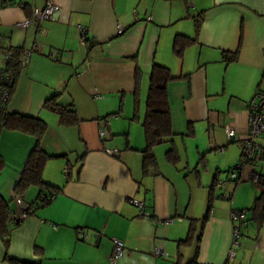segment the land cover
Listing matches in <instances>:
<instances>
[{
    "label": "crops",
    "instance_id": "0c3cea01",
    "mask_svg": "<svg viewBox=\"0 0 264 264\" xmlns=\"http://www.w3.org/2000/svg\"><path fill=\"white\" fill-rule=\"evenodd\" d=\"M15 1L0 8V43L31 52L7 110L38 116L47 123L43 149L64 156L47 161L43 178L63 188L11 230L7 251L0 239V264H8L6 256L35 264L224 262L231 237L230 210L248 209L257 186L247 179L239 183L225 180L215 186L202 230L200 221L207 212L210 185L238 163L248 102L256 91H264V0ZM48 1L58 6L52 18L26 28L15 26ZM200 16L195 34L194 18ZM78 25L92 39L89 47L80 43ZM118 26L123 32L118 33ZM176 34L196 37L181 58L173 53ZM237 48V59L225 63L222 52ZM153 63L169 67L173 75L188 76L167 85L173 135L154 148L156 167L145 174L142 106ZM137 68L141 75L134 115ZM54 94L61 104L72 103L77 124L62 125L57 114L43 107ZM106 118L109 136L100 138L98 129ZM132 120L139 128H133ZM226 125L235 129V137H227ZM196 134L205 135L206 140L196 143L198 158L191 166L186 161L187 139ZM257 141L264 146V136ZM34 142L33 135L0 130L4 162L0 193L5 197L12 195ZM105 147H117L118 152L109 155ZM170 148L177 153L174 163L166 155ZM182 151H186L184 156ZM210 154L218 157L212 180L203 199H193L190 207L192 199L187 201L176 193V174L192 170L197 186H203L201 173ZM259 169H264V162ZM251 171L246 166L242 176ZM37 194L36 187L29 188L21 198L23 204L28 205ZM131 199L143 202L148 215L140 213ZM13 206L19 208L16 202ZM249 217L248 211L240 246L230 264H264V220L258 227ZM191 218L198 220L190 242L178 245L189 233ZM80 228L89 233L87 241L77 238ZM113 237L124 242V254L115 262L110 260ZM155 247L167 256H156Z\"/></svg>",
    "mask_w": 264,
    "mask_h": 264
},
{
    "label": "trees",
    "instance_id": "16d2710c",
    "mask_svg": "<svg viewBox=\"0 0 264 264\" xmlns=\"http://www.w3.org/2000/svg\"><path fill=\"white\" fill-rule=\"evenodd\" d=\"M201 21L202 16L194 18L195 34L199 30ZM195 42V36L190 37L185 34H176L173 39V53L178 58H181L184 49L188 45ZM24 50L25 49L22 46H14L11 44L3 45L0 43V57L5 53L9 54L10 58L6 62V66L7 68L14 70L15 73L14 83L10 87V96L12 95L17 77L21 71L19 63ZM238 51V48L233 52L223 51L222 60L225 63L235 61L238 56ZM149 74V84L145 102V114L141 122L145 134V147L141 150L142 169L145 174L149 172L150 167H156L154 148L163 142H167L173 135L167 85L171 80L185 78L188 76V74L179 76L173 75L169 67L158 63L152 64ZM140 75V70L138 68L135 69L136 87L134 93V115H136L137 111L138 93L140 90ZM57 96L58 94H54L53 96L47 98L43 103V107L57 114L59 123L62 125L70 126L77 124L79 122V119L72 103L69 105H63L57 100ZM116 113L119 114V111ZM134 117L136 118V116ZM2 129L18 130L22 133L30 134L35 137L34 145L28 152L23 168L14 184L12 195L10 197H5L0 193V239L2 240L3 245L7 251L10 245L11 230L23 221L18 219L17 213L20 211V209H15L13 206V202H16V198L18 196L23 199L24 194L29 188L36 187L38 189V194L35 200L28 203L26 208V216L33 213L37 208L47 205L55 195L62 191L63 187L51 184L43 178L45 165L49 159L57 158L59 156L63 157L64 155L49 154L43 149L41 145V139L47 130V123L38 116L23 114L16 111H8L6 104L4 111L0 113V130ZM166 155L169 160L173 161V163L176 161L175 158H177V153L174 148L168 149L166 151ZM260 162H264V157H262L261 159H254L253 161L248 163V165L252 168V171L259 174L258 180L254 182V184L257 186L258 193L254 197L253 203L248 209H241L246 211V216L247 212L249 211L250 217L248 218V220L255 222L258 227L261 226V221L264 220V169L256 170ZM3 166L4 162L0 154V170L3 168ZM236 166L237 163L234 166L226 169L224 171L226 172L225 177L228 171H230L231 169H236ZM236 171L238 175L241 174L239 170L236 169ZM65 175H67V169ZM216 181L217 177L215 178L214 183L210 185L207 212L200 221L201 230L204 222L208 218V212L211 208V200L213 199L212 190L215 186H217ZM246 216L241 223V233H243L242 224L247 222ZM197 220L198 219L195 218L190 219L189 233L185 238L178 240V245H188L191 239V233L195 228V223ZM6 257L8 259V264H35L15 258H10L8 256ZM194 262L197 261L192 260L187 264Z\"/></svg>",
    "mask_w": 264,
    "mask_h": 264
},
{
    "label": "built area",
    "instance_id": "2783aa9c",
    "mask_svg": "<svg viewBox=\"0 0 264 264\" xmlns=\"http://www.w3.org/2000/svg\"><path fill=\"white\" fill-rule=\"evenodd\" d=\"M15 0H0V8L4 5H11L15 4ZM21 5V3H18ZM58 6L53 1H48L42 7L34 8L32 11L31 16L26 17L21 21H17L15 26L26 28L30 24L40 23L43 20H47L53 17L55 12L57 11ZM147 19H150L148 16ZM80 30V43L83 46L89 47L92 43V39H89L87 30L82 25H78ZM123 28L118 26V33L123 32ZM30 50L25 49L20 60L19 66L24 68L27 66L29 62V55ZM9 54L5 53L0 57V113L4 111L5 106L10 97V87L14 83L15 73L14 70L7 68L6 62L9 60ZM248 109V119H247V130L245 138L243 139L241 145V156L237 163L236 169L241 172L238 175L236 169H231L226 174L225 179L218 178L216 181V185L221 186L225 183V180H232L236 183L241 182L243 179H247L250 182H256L259 178V174L251 171L248 173L246 177H243V171L245 167L248 165L249 162L253 161L254 159H261L264 157V146L258 143L257 139L264 135V91H256L255 94L251 97L247 105ZM103 120V119H102ZM109 121L108 119L103 120V124L99 126L98 135L100 138H104L106 135V127L108 126ZM226 135L229 139L236 136V131L230 125H226L225 127ZM105 153L109 155H114L118 152V148H104ZM66 174V169L64 171ZM131 203L136 205L139 208L140 213L148 215L146 211V207L144 206L143 202L136 201L134 199L130 200ZM16 203L19 205L20 211L17 213V217L20 220H23L26 217V208L27 205L23 204L21 197L16 198ZM246 216V211L232 208L230 210V220L232 223L231 228V237L229 242V247L227 251L226 262L221 263H201V262H194L190 264H230L234 258L236 257L237 248L240 246V237L241 233V223ZM167 222V221H165ZM76 236L79 240L87 241L89 238V233L84 229L80 228L76 230ZM112 252L110 256V260L112 262L117 261L121 258L124 254V242L122 239L113 237L112 238ZM156 256H167V253L160 247H155L154 249Z\"/></svg>",
    "mask_w": 264,
    "mask_h": 264
},
{
    "label": "rangeland",
    "instance_id": "374dc122",
    "mask_svg": "<svg viewBox=\"0 0 264 264\" xmlns=\"http://www.w3.org/2000/svg\"><path fill=\"white\" fill-rule=\"evenodd\" d=\"M145 107V103L142 106V110H144ZM141 110V111H142ZM133 128H139V123L135 120L131 121ZM106 136H109L107 131H106ZM205 135H198L196 134L194 137L188 138L187 139V158L186 161L188 160L190 165L193 166L196 163V160L198 158V155H196V143H202L203 140H206V137H204ZM122 139L121 137H118ZM111 139H109L108 141L110 142ZM162 145V144H161ZM186 151H182V156L185 155ZM218 157L216 156V154H210L207 160V168L206 170L202 171L201 173V180L203 183V186H197L196 184V179H195V173L194 171H189L187 172V169L184 170V172H182L181 174H176V177H178V179H175L176 183H175V190L176 193L179 195V197H184L185 200H189L190 198L192 199V204L190 207L193 206L194 200L193 199H203V197L206 195L207 193V187L206 185L208 183L211 182L212 180V174L215 170V166L218 164L217 162ZM239 161V160H238ZM167 163V162H164ZM181 163H185L184 161H181ZM235 163L231 164V166H234ZM169 167V166H168ZM172 169V168H171ZM222 170V169H221ZM174 170L172 169V173L174 175ZM225 173V172H223ZM183 174H186V177L183 176ZM225 174L223 175L224 178ZM220 188L217 189L216 191V195L218 197V194L220 193ZM202 210V209H201ZM188 222V221H187ZM186 222V223H187ZM188 248V247H187ZM186 251V250H185ZM184 252V250H183ZM185 256H186V252H185Z\"/></svg>",
    "mask_w": 264,
    "mask_h": 264
},
{
    "label": "bare ground",
    "instance_id": "6f19581e",
    "mask_svg": "<svg viewBox=\"0 0 264 264\" xmlns=\"http://www.w3.org/2000/svg\"><path fill=\"white\" fill-rule=\"evenodd\" d=\"M150 17V16H149ZM16 27H18V26H16Z\"/></svg>",
    "mask_w": 264,
    "mask_h": 264
}]
</instances>
